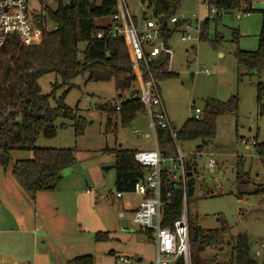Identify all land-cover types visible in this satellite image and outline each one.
Segmentation results:
<instances>
[{"label": "rangeland", "instance_id": "1", "mask_svg": "<svg viewBox=\"0 0 264 264\" xmlns=\"http://www.w3.org/2000/svg\"><path fill=\"white\" fill-rule=\"evenodd\" d=\"M94 1L97 5L100 3V0ZM206 1L180 0L175 14L180 26L167 41L174 53L171 73L176 77L159 82L160 95L174 133L192 118L194 109L202 110L206 100L225 103L232 96L238 99L237 117L223 115L217 118L215 137L203 148L214 156L215 170L206 167V160H196L194 149L198 142L177 143L185 162L195 165L198 173L194 195L185 207L188 218L197 219L204 230L218 229V220H225L230 227L223 244L205 248L200 253L192 249L191 259L202 264H229L231 247L227 240L244 233L248 236L250 257L262 264L261 258L254 257V250L255 244H264V196L251 194L264 186V165L251 142L256 140L259 144L264 138V123L257 115L254 88L256 81L264 83V73L259 78L245 75L246 70L235 58L238 50H256L261 13L221 12L213 18L214 9H208ZM250 1L264 3V0ZM126 3L137 20L142 18V11L151 15L134 0ZM207 19L206 40L199 41L197 25L200 24L201 30V24ZM98 23L109 25L112 19L104 18ZM187 26L191 40L181 43L180 37ZM168 29L173 31L174 26L168 24ZM216 40L218 47L214 45ZM79 50L82 52L84 46H79ZM56 82L53 75L41 78L38 83L42 94H50ZM72 84L74 88L66 95L64 103L68 108H77L76 115L88 122L83 135L76 139L73 122L56 118V136L50 140L38 138L35 147L73 149L76 165L64 172L57 191L48 196L46 205L41 206L42 221L29 201L25 206L24 203L17 204L14 212L0 204V264H68L80 256L93 257L95 264L150 263L155 259L154 246L147 241V234L132 223V212L120 207L121 200L125 203L138 198L124 194L117 200L115 169L105 172L103 168L113 165L112 156L104 153L106 149L121 145L125 150L140 146L146 148L144 151H152L149 149L154 150L156 145L159 150L154 131L143 114L126 128L119 125L117 117L116 132L106 134V117L96 107L117 98L113 84L85 83L81 77ZM133 89L136 87L130 92ZM63 91H55L56 98ZM130 94H122L123 99ZM52 103L51 107L55 106ZM135 131L139 134L137 137ZM214 146L220 148L218 152ZM164 150L174 155L175 142L165 146ZM10 157L15 162L30 160L32 155L13 152ZM57 204L61 209L59 221ZM76 212H79V220ZM50 214L54 215L51 220ZM122 220L128 222L126 229L121 226ZM99 232L109 233L110 239L95 242L94 235ZM139 259L142 262L138 263Z\"/></svg>", "mask_w": 264, "mask_h": 264}, {"label": "trees", "instance_id": "2", "mask_svg": "<svg viewBox=\"0 0 264 264\" xmlns=\"http://www.w3.org/2000/svg\"><path fill=\"white\" fill-rule=\"evenodd\" d=\"M54 9L46 8L45 12L55 30L42 35L41 41L35 45L21 44L12 38L0 49V169L10 172L23 193L34 202L41 193H52L56 190L64 172L76 165L73 149L36 148V141L42 137L46 140L56 136L54 122L63 118L73 122L75 138L83 135L88 122L76 115L77 108H68L66 95L74 88L72 82L81 77L85 83H112L118 94L114 101L98 104L96 110L106 117L105 133L117 130L119 125L130 127L138 115L144 114L143 106L136 100H124L122 94L131 93L136 80L133 76L129 53L124 41L111 35L112 26L100 25L104 18H111L116 13L115 0H100L97 5L94 0H56ZM138 1L157 20L165 42L177 31L180 22L177 21L174 30L168 29L170 20L175 18L180 0H134ZM208 9L216 10L218 17L221 12L239 11L246 14L252 12L250 0H207ZM215 17V18H216ZM162 18V19H161ZM209 19L201 24L198 40H206ZM102 33L98 39L97 34ZM83 45L81 52L79 46ZM218 47L219 41L214 42ZM237 64L246 70L248 76L260 77L264 73V13H261V25L256 50L253 52L236 51ZM48 75L56 78L50 94L41 92L38 81ZM176 77L173 73L156 74L155 81ZM255 104L257 115L264 123V83L256 81ZM63 89L56 98L55 91ZM51 102L55 103L51 107ZM238 99L232 96L227 102L206 100L202 108L201 120H187L176 133L177 143L199 142L197 153L203 152L204 145L215 137L217 118L223 115L237 117ZM236 129V126H235ZM156 139L160 153L169 157L164 148L173 143L166 131L156 130ZM256 154L264 165V138L257 144L254 140ZM220 148L214 146L216 152ZM13 152L30 153L32 158L25 161L12 162ZM105 154L114 158L115 191L116 194H132L135 186L144 179L145 169L134 159L136 151L121 148L106 149ZM191 168L195 181L198 173L195 165L186 162ZM217 167V166H216ZM238 175V174H237ZM161 187L162 226L171 227L180 217L184 203H189L187 197L183 200L181 182L170 181L164 177ZM238 180V177H237ZM264 196V186L255 190L251 196ZM238 198V197H237ZM189 239L191 250L200 253L205 248L223 244V239L229 235L230 227L225 220H219V228L204 230L198 221L188 218ZM145 233V232H144ZM95 242H105L110 239L109 233H96ZM231 247V262L229 264H258L249 255L248 236L238 234L227 240ZM194 264H202L190 260ZM214 261H216L214 259ZM68 264H95L91 256H81L69 261ZM178 264H182L179 261ZM264 264V259H262Z\"/></svg>", "mask_w": 264, "mask_h": 264}, {"label": "built area", "instance_id": "3", "mask_svg": "<svg viewBox=\"0 0 264 264\" xmlns=\"http://www.w3.org/2000/svg\"><path fill=\"white\" fill-rule=\"evenodd\" d=\"M126 2L127 0H115L116 13L110 25L111 35L121 38L127 47L136 80V89H133L128 99L136 100L143 106L144 115L149 119L153 131L161 130L170 134L176 149L175 154L169 157L163 156L158 149L135 154V161L145 169L146 175L132 193L140 202L131 213V221L140 231L147 234V241L155 248V259L149 264H178L179 261H182V264H191L189 220L185 203L180 217L172 226H162V208L165 204L160 196L163 176L170 181L181 182L184 202L187 198L185 175L188 165L177 146L174 127L166 114L159 84L154 78L156 74L171 73L174 53L165 42L152 12L149 11L151 15L148 16L142 11V18L137 20L129 11ZM135 2L142 7L138 1ZM56 5V0H0V49L12 38L26 45L40 43L44 33L55 30L45 10L54 9ZM213 14H217L215 9ZM177 21L172 18L170 24ZM189 30L187 26L180 37L181 43L191 40ZM196 30L200 32V24ZM97 38H102V33H98ZM201 116L202 110L196 108L191 119L199 121ZM135 136H138L137 132ZM242 143L247 144L245 141ZM255 144L254 141L251 142V145ZM213 157L206 152H196V160H206V167L211 171L217 166ZM215 178L218 179L217 176ZM122 196L123 194H115L117 200H121ZM263 256L264 244H255L254 257L262 259Z\"/></svg>", "mask_w": 264, "mask_h": 264}, {"label": "crops", "instance_id": "4", "mask_svg": "<svg viewBox=\"0 0 264 264\" xmlns=\"http://www.w3.org/2000/svg\"><path fill=\"white\" fill-rule=\"evenodd\" d=\"M252 3H256L254 1H252ZM216 16H214L213 18H215ZM217 18V17H216ZM159 86V85H158ZM159 92H160V88H159ZM161 96V95H160ZM130 97V96H129ZM128 97V98H129ZM127 98V99H128ZM162 99V98H161ZM163 102V101H162ZM164 105V104H163ZM144 118H147L145 115H143ZM148 119V118H147ZM148 122H149V119H148ZM149 125H150V122H149ZM250 130V129H249ZM136 132V131H135ZM134 132V133H135ZM138 133V132H137ZM139 135V134H138ZM154 135H155V141H156V131H154ZM199 143V142H198ZM200 144V143H199ZM198 144V145H199ZM197 145V146H198ZM197 146L195 147V151H196V148ZM118 148H121V145L118 147ZM122 149V148H121ZM157 149L156 148V145H155V148L154 150ZM146 150V148L144 147H136L134 148L133 151H136L137 152H140V151H144ZM148 150V149H147ZM149 150H153V149H149ZM205 152V151H203ZM111 156V155H110ZM113 158V156H112ZM112 162L114 163V158L112 160ZM111 163V162H110ZM57 191V188L56 190ZM54 191V192H55ZM52 192V193H54ZM52 193H41V194H38L36 196V199L34 202H31L29 201V199L26 197V195L23 193V191L21 190V188L18 186L17 182L14 180V178L11 176V173L10 172H3L2 169H0V204L6 207L9 208V210L11 212H14L15 208H16V205L18 204H23L24 203V206L27 204V201H29L33 207H36L37 211L39 212V215L37 217H39L40 221H42L44 218H43V215H42V210L40 209L42 205H46L45 204V200L48 198L49 195H51ZM137 198V197H136ZM49 199V198H48ZM58 201V199H57ZM136 201V202H135ZM135 201H127V202H123L121 200V205L120 207L122 208V210H128L130 211V213L137 207L138 203L140 202V199L138 198V200H135ZM44 209L48 210L47 209V206H44ZM43 209V210H44ZM80 209L81 211L83 212L84 210L82 209V206H80ZM61 209H60V206L59 204H57V220L59 221L60 217H61V213H60ZM15 214V213H14ZM41 215V216H40ZM78 216H79V212H76V217L78 219ZM54 217L53 214H50V218L49 220H51L52 218ZM47 219V221H49ZM79 220V219H78ZM18 222H20L21 220L20 219H17ZM219 222V220H218ZM81 257V256H80ZM77 258V257H76ZM75 259V258H74ZM264 259V256L263 258ZM138 263L142 262L141 259L137 260ZM191 264H194L192 261H190ZM141 264V263H140ZM146 264H149V263H146Z\"/></svg>", "mask_w": 264, "mask_h": 264}, {"label": "water", "instance_id": "5", "mask_svg": "<svg viewBox=\"0 0 264 264\" xmlns=\"http://www.w3.org/2000/svg\"><path fill=\"white\" fill-rule=\"evenodd\" d=\"M251 10L252 12L264 13V3L263 2L252 3ZM111 169H114V165L108 168H103V171L107 172L108 170ZM185 178H186V187H187V197L191 198L194 195V187L196 181L192 175L191 168L189 166L186 167ZM120 217L122 218V215ZM127 225L128 222L126 220L121 221V226L123 227V229H126Z\"/></svg>", "mask_w": 264, "mask_h": 264}]
</instances>
